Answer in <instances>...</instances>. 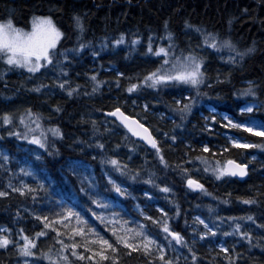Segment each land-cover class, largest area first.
<instances>
[{"label":"trees","instance_id":"1","mask_svg":"<svg viewBox=\"0 0 264 264\" xmlns=\"http://www.w3.org/2000/svg\"><path fill=\"white\" fill-rule=\"evenodd\" d=\"M74 13L83 17L82 38L90 40L92 45L82 50L78 55L72 56L73 62L69 65L68 75L72 80L84 85L88 84L86 74L96 71L98 78L105 80V83L100 86L99 92L92 96L71 98L60 89L53 94H36L32 90L34 83L30 79L37 83L44 82L51 85L50 77L38 79L27 71H7L5 70L6 65L0 60V73H3L0 76V110L23 111L25 108L31 107L33 111H39L44 113L45 117H51L50 120H44L45 125L59 124L64 132L63 139L56 138L55 140L59 149L57 154L49 155L47 151L41 149L49 174L60 179L59 171L68 159H78L90 163L96 172L97 179L103 186H107L109 193L117 200L131 207L136 199L141 204L148 205L147 210L151 216L159 217L161 214L151 205L149 206V199L143 195L145 191L151 192L157 199V203L165 208L172 217L170 224L173 229L181 231L189 238L191 235L188 233V224L194 222L192 215L201 214L211 220L209 205L215 201L227 211V213L225 212L226 217H241V213L245 212L244 215H253L257 224L264 223V148L229 150L219 157L224 159L231 156L237 159L240 154L243 155L244 157L237 160L250 163L253 169L246 180L240 181L231 177L216 180L211 173H208L201 181L205 184L207 192H195L187 188L184 178L177 170L171 167L164 169L158 163L153 149L141 145L129 134L124 139L126 131L119 125L113 128L110 120L105 124L104 115L97 111L115 105L117 98L120 101H126L123 104L124 110L130 115H137L139 119L147 117V122L154 135L157 136L166 158L170 163L178 162L186 151V141L199 147L196 135L200 132V126L194 122L197 120L195 111L192 110L187 119L183 121L182 128L175 126L180 123L181 118L178 113L173 111V97L179 98L181 89L188 86L177 85L157 89L155 95H159L161 98V102L157 104L146 99L149 107L158 105L161 110L176 119L175 123L163 125L151 113L144 112L141 103L133 104L132 100L138 98L137 95L144 93V90L151 89L145 88L138 94L127 93L124 91L126 81L123 78H121L119 87L116 86V72H124L126 76H135L143 74L147 69L159 63L155 57L149 58L144 55V40L149 30L157 35H163L165 21H167V30L175 34L181 47L185 46L186 35L191 36L195 43L198 36L192 30L185 28V20H187L190 24L218 32L222 39L230 38L238 50L242 51L254 46V51L247 53L243 61L236 65L220 58L230 54L227 49L222 50L219 54L215 50H206L210 56L208 58L205 56V70L211 79L201 86L200 92L207 93V95H197L195 90L191 93L192 96L195 94L199 99L218 108L221 113H230L240 118L238 109L246 100L253 99L264 104V0H0V20L11 18L20 27H27L33 14L51 15L57 26L65 32V37L59 44V47L62 48H70L76 43L75 37L78 30L74 28ZM229 20H231V24H229ZM121 31L127 34L126 41H130L133 34H140L143 39L135 46L126 42L113 47L109 43L108 47L100 49L103 37L107 36L111 40L116 38ZM94 50L99 52L98 57H93ZM113 66L115 68H112ZM49 69L53 73V70ZM217 73L220 74L221 79L214 83ZM225 74H229V79H223ZM249 80L257 85L258 96L254 98L235 95L234 93L247 87L246 82ZM88 87L90 90V84ZM54 104L61 105L62 112L56 113L51 107ZM82 113L85 116V121L80 120ZM91 115L100 117L101 122L97 124L102 134L98 133L96 138L103 140L104 150L95 148L93 143L91 124L86 122ZM258 115L264 116V107L259 110ZM216 126L218 125L216 124ZM105 127L112 131L110 133L103 132ZM157 129L160 132H157ZM224 130L229 129L224 128ZM3 132L4 130L0 129V147L8 148L11 152H15L19 144L34 146L29 141L7 136ZM163 132H168L169 137L176 135L177 140L170 141L169 138L162 135ZM77 137L93 146L90 148L81 144ZM248 139L255 143L264 142V137L255 135H248ZM70 141L73 142L70 143ZM129 143L135 146L134 151L127 147ZM117 144L119 147H114ZM78 149L80 151H77ZM251 153L258 157L252 161L248 160ZM111 155H116L126 162L129 169L139 168L141 174L136 180H127L120 173L109 171L111 166L102 164L101 157ZM105 171H109V174L118 181H125L131 195L115 196L106 182ZM3 172L4 169H0V188H5ZM149 175L156 180L157 184L161 181V184L168 185L173 189V192L167 194L161 192L156 185L148 184L146 180ZM209 178L210 180H206ZM170 196L179 204L180 214L178 216H172L176 205L172 203V200L169 201ZM218 197L220 199H217ZM238 197L253 198L257 202L246 204ZM225 199L229 202L224 203ZM42 200L44 204H47L45 199ZM199 200L203 201L200 207ZM40 207L39 203L34 205L30 197L21 196L19 193H10L9 196L0 197V226L6 225L14 232L18 227H23L26 232L31 233L36 230L37 222L26 209H39ZM17 209L22 213L19 217L16 216ZM148 224L153 226L149 221ZM258 229V235L252 234L254 239L251 244L248 242L244 244L243 238L241 241L229 244V254L236 256V259L232 261L233 264H264V228H260L258 225ZM232 236L238 237L230 235L224 238L225 241L230 240L229 237ZM42 244L43 242H40V246ZM233 245H235L234 251ZM194 248L200 254L197 264H228L223 259V255L228 254L221 255L220 249H211L210 251L197 242ZM213 253H217V255L213 256ZM19 259L20 257L15 254L11 246L8 251L0 249V264H17ZM43 261L44 264H48L46 260ZM121 264H145V261L142 256L133 252L131 256H123ZM187 264H191V262Z\"/></svg>","mask_w":264,"mask_h":264},{"label":"snow or ice","instance_id":"2","mask_svg":"<svg viewBox=\"0 0 264 264\" xmlns=\"http://www.w3.org/2000/svg\"><path fill=\"white\" fill-rule=\"evenodd\" d=\"M245 11H247L245 9ZM74 28L78 30L75 37L76 43L70 48L59 47L62 38L65 37V32L54 22L51 15H35L31 17L30 27L17 26L11 18L0 20V60L4 61L9 68L26 69L29 74H35L41 69L53 70V79L50 81L52 87L58 88L65 92L68 97L92 96L100 91V86L105 83V80L98 78L96 71H91L86 74L88 84L82 85L78 81H74L69 77V65L73 62L72 56L78 55L82 50L90 47L92 42L84 40L82 34L84 32L83 17L79 14H73ZM231 24V20H229ZM185 28L193 31L198 36V40L194 43L191 36L186 35L185 46L181 47L175 34L167 30V21H165V31L163 35H157L149 30L146 39L144 40L145 52L144 55L151 58L155 57L159 63L147 69L143 74L135 76H126L124 72L117 71L115 84L119 87L121 78L126 83L124 91L130 94H138L145 88L160 89L162 87H170L177 85H186L187 88H182L179 98L173 97V111L180 115V123L175 124L176 127L182 128L183 121L191 114L196 99L193 96H184V92L195 90L197 95H207L201 93L200 88L211 79L205 70L206 57L203 51L215 50L219 54L222 50L227 49L229 55L221 56L222 60L226 59L233 65L240 64L245 55L254 51L253 47L238 50L235 43L230 38H220L218 32L209 31L199 25L190 24L185 20ZM127 34L123 31L119 32L116 38L109 39L105 36L100 42V49L108 47L109 43L115 47L126 42L130 45H137L143 37L140 34H133L130 41H126ZM166 41V42H165ZM134 50V49H133ZM231 53H235L232 55ZM93 57H98L99 52L93 51ZM3 73H0L2 76ZM219 73L216 75V80L220 81ZM223 79H229V74H225ZM247 87L240 89L235 95L257 97V85L251 80L247 81ZM90 84V90L88 85ZM48 85L38 83L32 85V90L39 93L41 89L47 88ZM126 101H120L117 98V103L107 108L98 109L104 115V123L109 120L113 125L121 126L127 130L124 139L128 133L139 138L140 143H145L151 146L154 150L155 158L158 163L164 168H174L184 178L187 188L207 192L205 184L201 183L200 179L192 175V170L197 172L211 173L216 179L220 180L228 176L244 177L248 173V164L240 162L237 159L228 156L224 159L219 158L227 153L230 148L237 149H255L264 148V142L255 143L249 140L236 136L234 134H226V144L211 145L206 142H201L199 147L185 142L186 151L178 162H169L166 158L163 149L157 136L153 134V130L147 122V117L137 118V115L128 114L123 104ZM135 104V101H133ZM56 113L62 112L63 108L59 104L51 106ZM144 112L149 111L147 102L142 104ZM259 110L260 104L255 100L248 102L245 106L239 108L241 113H251L253 109ZM214 111V110H213ZM163 116V113L160 114ZM50 120L51 117H45L44 113L33 111L31 107L19 110H0V129H3V134L10 137H16L20 140L29 141L32 144L39 146V149H44L49 155L57 154L59 149L56 145V138L63 139L64 132L59 124L49 123L44 124V120ZM204 130L210 131L214 128L216 115L206 116ZM81 121H85V116L82 113ZM143 121V122H142ZM211 121V122H210ZM91 124L92 138L95 148L104 150L105 144L101 138H96L101 129L97 121L91 116L87 121ZM224 128L240 129L244 132L251 133L256 136L264 137V121H256L249 119L246 121H237L229 118L228 115H223L218 121ZM112 129L105 127L103 132L110 133ZM160 132L159 129L156 130ZM102 134V133H101ZM162 135L175 142L176 135L169 137L168 132H163ZM50 137L52 138L50 140ZM77 140L87 147L93 145L87 144L86 141ZM118 148L119 145H114ZM128 148L135 150L132 143L127 145ZM198 154L192 155L190 153ZM10 157L0 152V169L7 166ZM102 164L110 165L109 171L120 173L127 180H136L141 174L139 168L129 169L126 162L119 159L116 155L102 156ZM198 162V163H197ZM192 165V168L186 166ZM73 170V175L80 177L81 187L79 193H83L87 198L86 202L81 201L84 197L77 193L57 192L59 200H51L49 204H44L40 199L42 192H47L45 181L37 179L35 185L28 184L24 180H19L14 183V178L10 175L5 190L0 188V197L10 195V192L19 193L21 196L30 197L33 204L39 203V209L29 208L27 211L37 222L36 230L29 233L23 227H18L15 232L12 228L0 226V249L8 251L9 247L15 251V254L20 257L17 264H41V258L46 260L48 264H121L123 256H131L133 252L144 258L145 264H180L181 260L191 261V264H197L199 253L195 250L194 245L197 241H204L205 238L217 236L220 222H230L229 231L224 232V236L236 235L252 242V233L244 231L240 220L253 221L254 216L251 214L243 217L235 216H216L214 220H209L201 216L193 217L194 224L191 226L192 233L191 242L182 234L181 231L174 230L170 224L171 216L157 203L155 206L161 214L159 217L149 215L144 211V208L137 204V211L145 219L140 220L130 215L125 217L120 212L113 209L118 208L119 204L115 199H110L107 195L100 192L97 188L96 178L94 175L85 176L78 172V169L83 167L87 170L86 165L82 162L73 161L70 165ZM11 173V169H7ZM109 171L104 172V177L110 190L118 194V196H130L131 193L125 183L121 180L118 182L114 179ZM19 173L25 176L33 175L31 168L18 169ZM146 182L156 185L164 193H172L173 189L166 184H157L156 180L151 175L148 176ZM211 195V193H208ZM143 195L149 198V203H154L152 193L145 191ZM172 200L171 196L169 197ZM217 199H220L219 197ZM246 204L256 203L253 198L238 197ZM227 199L224 203H228ZM172 203L176 205L175 212L172 216L180 214L179 204L175 200ZM212 206L209 205L211 211ZM44 209H48L45 211ZM19 209L16 210V216H21ZM145 221L151 222L152 225L159 229V233H151L146 226ZM187 223V221H186ZM200 226H203L202 229ZM260 228H264V223L259 224ZM51 240L47 245V249L40 247L41 240ZM215 247L220 249V254L223 259L232 264L236 256L229 254V248L224 242L215 244ZM235 245H233V251ZM184 250V253H182ZM211 251V248L209 249ZM217 253H213L216 256ZM31 258V259H29Z\"/></svg>","mask_w":264,"mask_h":264},{"label":"rangeland","instance_id":"3","mask_svg":"<svg viewBox=\"0 0 264 264\" xmlns=\"http://www.w3.org/2000/svg\"><path fill=\"white\" fill-rule=\"evenodd\" d=\"M54 22H55V20H54ZM30 25H31V19H30V22H29V24H28V26L26 28L30 27ZM203 53H205V55L204 54L203 55L207 56V58L210 56L206 51H203ZM2 62H3V64H5L4 61H2ZM6 68H5V70H7V71H12V70L27 71L26 69L9 68V66H7V65H6ZM112 68H115V66H113ZM34 75L38 79H46L47 77H50L51 79H53V73L50 71V69H41L39 72L35 73ZM30 80H32V83L38 84L37 82H34L33 79H30ZM39 83H44V82H39ZM47 85H48L47 88L41 89V91L39 93H37V92H35V93L36 94L43 93V94L46 95V94H53L56 90H58V88H54V87H52V85H49V84H47ZM148 89H150V88H148ZM156 91H157V89L144 90V93H142L141 95H137V97L140 98V99L135 98L132 101H135L136 104L141 103V105L143 103L147 102L146 99H150L151 101L154 102V104L160 103L161 102V98L159 97V95H155ZM193 91H194V89L191 90V91H188V92H184L183 95L184 96H192L191 93ZM135 97H136V95H135ZM193 97H195V99L197 101L196 103H194L193 108H192V110L195 111V115H197V120L194 121V122L196 124H199V126H200L199 127L200 128V132L196 135V137H198V139H197L198 145H200L201 142L209 143L210 146L211 145H223V144H226V134H234L236 136H241V137L249 140L248 139V135H253L251 133H247V132H244L243 130L234 129V128H225V129H229V130H224V127H222V125H220L218 123V121H220L222 119L223 115H225V114L228 115L229 118L237 120V121H246V120H249V119H253V120H256L258 122L259 121H264V116L261 117L260 115H258L259 110L262 107H264V104L262 102H260V101L255 100L257 103L260 104V108H259V110L254 108L251 113H248V112L241 113L239 111V109H238V116H240V118H239V117H235L234 115H232L230 113H225V114L221 113L218 110V108L216 109L211 104L199 99V97H197L195 94H194ZM251 101H253V99L246 100L243 104H241L240 107L245 106L248 102H251ZM154 106L155 107H149V111H147V112L151 113L158 121L162 122L163 125L164 124H171V123H175L176 122V119L173 116H171V115L165 113L163 110H161L160 106H158V105H154ZM161 113H163V116L160 115ZM252 114H253V116H252ZM211 115H216L217 121L216 122H211L210 121L211 123L214 124V128L211 129L210 131H205L204 130L205 121H204L203 118L206 117V116H211ZM91 117L94 118L97 121V123L101 122L100 117H98V115H91ZM150 124H152V123H150ZM216 124L218 126H216ZM199 128H198V130H199ZM231 130H233V131H231ZM235 130L239 131V132H236ZM215 135H217L218 137L215 136ZM202 137H203V139H202ZM71 142H73V141H70V143ZM69 147H71V146H69ZM17 148L18 149L15 152H11L8 148L0 147V152H4L10 157L9 161L7 162V166H6V168H4V172H3V178L5 180L4 181L5 182V188H4L5 190H8L6 188V182H7L8 178H9V176L11 175L14 178V180H13L14 183H18L19 180H24L28 184L35 185L37 179L44 180L45 181V186L48 189V191L46 193L42 192L40 194V197H41V199H45L47 204H49L50 201L53 200V199H55V200H59L60 199V197L57 196V192H64L66 194L75 192V193H77V195H79L81 197H84L83 193H79V188L81 187L80 177L78 175H73V170L70 167V165H71V163L73 161H77V162H82L84 165H86V168H87V170H85V168L81 167V168L78 169V172L83 173L85 176H87L89 174L94 175L95 178H96V184H97L98 190L100 192H102L103 194L107 195L110 199H115L118 202L119 207L113 209L114 211L120 212L122 215H125L126 218H127L128 215H130L131 217H134V218H137V219H140V220H144L145 218L140 215V213L137 211V208H136V205L140 204L144 208V211L147 212L149 215H151V213H149L148 210H147V208H148L147 204H141L140 202H138V200L133 198L134 202L131 204V207H129L128 205L122 203L121 201L117 200L113 195H111L109 193V191H108L107 186H103L100 183V181L97 179L96 172H95L93 166L90 163H85L84 161H81V160H78V159L77 160L76 159H68L66 164H64L61 167L60 171H59L61 178L60 179H56L51 174H49V172L47 171V168L45 167V161L43 159L42 150L39 149V146H37L35 144H34V146L19 144L17 146ZM229 150H234L235 151V150H237V148L232 147ZM74 151H76V150H74ZM77 151H80V149H78ZM249 155L250 156L248 157V160H250V161H252V160H254V159H256L258 157L256 154H252V153L249 154ZM242 157H244V156L241 155V154L238 156V158H242ZM0 162H2V161H0ZM246 163L248 164V177H249V174L251 173V171H253V169L251 168L250 163H248V162H246ZM186 166L190 167L191 164H188ZM21 167H24L25 169L31 168L33 170V175L25 176L24 174L19 173L18 169L21 168ZM9 168L11 169V173H9V171L7 170ZM200 173H203V174H200ZM191 174L195 175L198 179H200V181H202L203 177H205V175L208 174V173H204L203 171L197 172V170L193 169ZM231 178H233L235 180H240V179L235 178V177H231ZM206 180H210V178L206 179ZM206 180H204V181H206ZM159 184H161V181H159ZM8 191H10V190H8ZM193 191L201 192L200 190H193ZM161 192H163V191H161ZM10 193H16V192H10ZM112 193H114L115 196H118V194H116L115 192L112 191ZM152 199H153L154 203H149V206L151 205L153 208H155L157 210V208L155 206L157 204V199L155 197H153V195H152ZM86 200H87V198L84 197V199L81 202L84 203V202H86ZM169 201H171V200L169 199ZM198 202L200 203L199 204V207H200L202 205L203 201L199 200ZM210 205L212 206L211 214L209 215L210 217H212L211 220H214V218L216 216H223V217L226 218L225 212L227 213V211L222 209L220 207L221 205L217 201L210 203ZM44 210L47 211L48 209H44ZM244 214H245V212L241 213V215H242L241 217L245 216ZM192 216L194 217V215H192ZM196 216H198V215H196ZM199 216H201V215H199ZM239 222L242 224V229L241 230L250 231L252 234L258 235V232H259L258 225L259 224H257V221H255V220H253V221L240 220ZM145 223H146V226L149 228L151 233H157V234L159 233V229L156 226H154V225L150 226L148 224V221H145ZM217 223L220 224V228L218 229V232H217V236L218 237L216 236V237H212V238H205L204 241H197V243H199L201 245H204L206 249H210V248L211 249H218V248L215 247V244H218L220 242H224L225 245L229 248V244H233V243H235L237 241H241V239H242L241 237H233V236L229 237L230 240H226L225 241L224 238H226L228 236H224L223 233L229 231L230 222L217 221ZM193 224H194V222H191V223L188 224V227H189L188 233L191 235V238H189L188 236L187 237L185 236L187 239H189L190 242H191V239H192V233L190 231V228H191V226ZM202 227L203 226H200L201 229H202ZM222 236H223V238H222ZM253 239H254V236L252 235V240ZM41 242H43V244L40 247H42V248H44L46 250L47 249V245L51 243V240H43L42 239ZM242 242L244 244H246L248 241L243 239ZM182 253H184V250H182ZM29 259H31V258H29ZM190 262L191 261L181 260L180 264H187V263H190ZM41 264H44V261H43L42 258H41Z\"/></svg>","mask_w":264,"mask_h":264},{"label":"water","instance_id":"4","mask_svg":"<svg viewBox=\"0 0 264 264\" xmlns=\"http://www.w3.org/2000/svg\"><path fill=\"white\" fill-rule=\"evenodd\" d=\"M130 135H132V134L130 133ZM132 136H133V135H132ZM133 137L139 141V138H137V137H135V136H133ZM143 144H145V143H143ZM145 145H146V144H145ZM147 146H149V145H147ZM246 176H247V175H246ZM246 176H244V177L231 176V177H235V178H238V179H240V180H244V179L246 178Z\"/></svg>","mask_w":264,"mask_h":264},{"label":"bare ground","instance_id":"5","mask_svg":"<svg viewBox=\"0 0 264 264\" xmlns=\"http://www.w3.org/2000/svg\"><path fill=\"white\" fill-rule=\"evenodd\" d=\"M203 54L205 55V53H203ZM6 69H7V68H6ZM224 114H225V113H224ZM199 131H200V130H199ZM231 131H233V130H231ZM204 134H205V133H204ZM207 134H208V133H207ZM194 136H195V135H194ZM200 136H201V135H200ZM207 136H208V135H207ZM209 136H210V135H209ZM215 136H217V135H215ZM217 137H218V136H217ZM199 139H200V138H199ZM202 139H203V137H202ZM212 141H213V140H212ZM247 177H248V173H247L246 178H247ZM246 178H245V179H246ZM245 179H244V180H245ZM197 190H198V189H197Z\"/></svg>","mask_w":264,"mask_h":264}]
</instances>
